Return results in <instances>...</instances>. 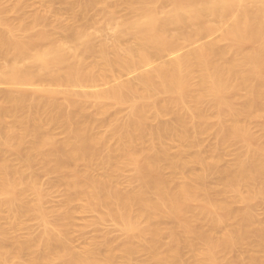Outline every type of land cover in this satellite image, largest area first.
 I'll return each instance as SVG.
<instances>
[{"label":"bare ground","instance_id":"6f19581e","mask_svg":"<svg viewBox=\"0 0 264 264\" xmlns=\"http://www.w3.org/2000/svg\"><path fill=\"white\" fill-rule=\"evenodd\" d=\"M64 1L73 9L78 7L72 12L80 8L82 15L105 5L110 21L107 22L117 25L116 35L112 45H104L100 50L86 43L84 48L77 47L72 52L65 43H60L61 40H55L50 31L34 32L30 21H26V25L20 22L22 26L18 31L17 26L9 23L12 20H0V59H11L10 67L3 66L6 68H3L4 83L31 86L40 83L43 87L22 95L2 91L7 101H4L6 106L0 107V145L10 150L7 155L0 150V264H116L114 247L107 246L108 255L104 258H100L98 247L94 249L95 243L84 251L73 247L70 235L75 228V203H83L79 210L102 213L103 220L113 218L121 222L128 232L135 231L142 220L151 222L155 216L172 210L193 193L194 185L191 183L171 192L163 180L155 176L161 169L160 164L168 159L164 141L187 142L191 122L196 125L195 120L210 114L230 115L232 125L224 141L234 139L245 145L235 165L223 174V193L251 206L258 198L264 199V120L262 135H256L251 129V122L257 115L264 118V0H121V3L81 0L76 5L74 1ZM121 8L129 15L120 23L116 14ZM2 11L0 9V13ZM78 13L73 15L76 24L66 28L69 34L63 37L65 42L83 39L91 42L88 26L84 25L87 20ZM37 16L36 22H39L42 16L35 15V18ZM24 17L21 21H25ZM231 17L234 21L224 30L225 38L232 41L255 39L256 46L240 50L207 43L183 55L176 54L184 45L194 44L197 39L214 33L218 29L214 22L226 24ZM21 31L23 37L18 34ZM93 54L96 61L89 64L86 57ZM70 55L74 56L73 62ZM166 56L170 60L163 61ZM24 62L26 64L21 65ZM138 71L141 72L138 76L135 74V79L92 94L72 90L82 89L87 84L107 85L117 73L127 75ZM62 85L67 89L50 88ZM193 86L198 88V94L188 93ZM228 92L249 96L241 111H223V95ZM60 96L65 103L57 100ZM90 99L96 103L99 118L106 116L113 106L124 105L131 108L129 118L125 123L120 120L107 122L110 125L102 124L95 114L92 121H88L89 116L88 120H78L80 115H86ZM20 112L23 116H18ZM166 116H171L173 122L171 118V123L150 125V121H161ZM96 119L99 125H108L110 133L96 132L99 128L94 124ZM50 125L61 127L65 138L59 140L53 135L48 128ZM155 141L161 143L158 150L152 143ZM11 151L19 156L22 166H17L18 160V164L16 160L15 164L9 161V154L15 155ZM38 162L58 173V183L67 187L62 212L53 227L44 206L46 195L39 176L27 173ZM177 165L172 161L169 166ZM100 166L107 172L96 176L95 171ZM132 166L138 168L141 189L122 191L117 186L118 175ZM29 194L34 195L33 201H28ZM228 200L213 202L218 215L211 218V233L206 236V249L200 264H220L223 253H233L241 245L259 251L250 258L240 253L238 256L242 259L236 256L239 264L243 259L249 264H264V222L258 221L252 213L246 217L242 215L243 221L238 222L234 219L239 216L233 208L236 205L232 204V199V203ZM30 215H34L43 227L39 235L11 238V232L24 229L25 217ZM2 221H7L13 231L1 225ZM224 228L222 236L217 237ZM146 232L155 236L149 247L142 243ZM158 236L159 228L151 224L138 236L129 237V241L121 245L124 251L120 247L117 251L131 254L143 246L159 260L158 264H162L165 255L160 252ZM249 247L243 251H248Z\"/></svg>","mask_w":264,"mask_h":264},{"label":"rangeland","instance_id":"374dc122","mask_svg":"<svg viewBox=\"0 0 264 264\" xmlns=\"http://www.w3.org/2000/svg\"><path fill=\"white\" fill-rule=\"evenodd\" d=\"M73 1H74V5H76L77 1H78L77 4L79 2H82L81 0H71V2ZM115 1L110 0V2L112 3H121V0H115ZM64 2H65L64 0L63 1L62 0H24V1L0 0V5L2 4L1 6L2 8L0 7V9L4 11L6 10L4 15H1L3 14L4 11L0 13V20L4 19L7 22L9 20H12L9 21V23H13V25L17 26L18 31L22 25H26V21L27 22L30 21L29 24L32 23L34 25V29H32L34 32H39L44 29L48 30L53 34L55 40L57 41L61 40L60 43L62 42L65 43L67 48L70 49L71 51L73 49L74 52L76 51L75 48L77 47L84 48L86 43L87 44L89 43L91 46H93L94 50H100V48H102L104 45L113 44L114 37L116 35L115 30L117 25L113 23L109 24L110 21L108 14L105 11L106 10L105 5L103 6L99 5V7L101 6L100 9L97 6L98 8H95L94 11H92L91 9L90 12L89 11L87 12L89 15L87 13L85 15H82L80 8L79 10L77 9L76 12H72L75 11V9L78 7L73 9L69 6V4L67 5L68 2L65 3ZM12 6L13 7L19 6V7L13 8ZM3 7L6 9H3ZM97 9H99L101 12L97 11ZM122 9L123 8H121L120 10L123 12L117 11L116 14L117 22L120 23L123 22L129 15L128 11L124 12V10L126 9L123 10ZM102 11L104 14L102 13ZM77 13L79 14V17L87 20L86 22L88 24L85 21H83V23H86L87 25L86 24L84 25L88 26V28L87 27L86 28H87V32L92 37L91 42L85 41V39H83L84 41L67 40L68 42L67 41L65 42L63 40V37L64 36L66 37L69 34L66 28L68 29V27L71 26L73 27V25L76 24L75 21H73V19H75L73 17ZM35 15H39L40 17L42 16L41 19L46 18L44 22V19L41 21L39 17L40 21L44 22V24L40 23V21L36 22L38 16L35 18ZM106 16L108 17V19ZM22 17L25 18V21H21ZM18 18L20 19L18 20ZM16 20H18L19 22H17ZM233 21L234 18L231 17L226 24H219L217 22H214V24L218 27V29L214 33L206 35L207 37L204 38L201 37L197 39L196 41H194L195 42L194 44L192 42V43H188V45L187 44L184 45L183 47L184 49L182 48L183 50L181 49V51H179L176 54L183 55V53L185 54V52H188L195 48H199L207 43H214L219 48H227L233 46L236 49H240V50H248L256 46L255 39L243 38L238 41H232L230 39L225 38L224 30L228 29L232 25ZM20 22L21 23L24 22V23L19 26ZM34 23H36V25ZM29 24L27 23V25ZM33 25L30 26L33 28ZM33 31H31L30 33L35 34ZM21 33L22 31L18 34L21 35V37H23V33L22 34ZM24 37L26 36L24 35ZM95 56L97 57V54H95ZM169 56L171 58V55ZM169 56L168 57L166 56L165 57L166 59H164L163 61L170 60ZM88 57L89 56L86 57L87 58L86 62L88 61L89 64L92 63L93 61L94 62L96 61V58L93 59L94 54L90 55L89 58ZM2 59H0L1 60L0 75H2L0 76V79H2V81L0 80V92H1L0 95L2 94V96H0L1 97L0 107L6 106L4 102L7 101L6 94L3 95V92L4 93L13 92L16 95H19L21 93L22 94L28 93L32 91V89L34 88L41 89L40 87L42 86L40 85V83L39 84L36 83L35 86L24 85V84L13 85L8 82L4 83L6 81L4 80L3 77V70L10 67L11 59L9 60L6 59L2 60ZM72 59L74 60V56L70 55V60ZM73 60L71 62H73ZM8 61L10 62V64ZM25 62L21 63V65L26 64L28 61L26 63ZM27 64H29V62ZM3 66L6 68H4ZM140 72L141 71H138L136 73L127 74V75H119L117 73L115 75V78L112 81L110 80V82L107 83V85L105 84L103 85L102 83H98V85L95 84L93 86L92 84H87L82 89L75 87L72 88V90L76 91L77 93L92 94L98 92L99 90L102 91L103 89L104 90L108 89L115 84L131 81L135 79ZM262 78H264V69L262 70ZM50 88H54V89L59 88L60 90L67 89L65 85L58 87L52 86ZM188 93L198 94L199 90L198 88L193 86L190 88V90H188ZM3 98L4 100H2ZM57 100L60 103L61 102L65 103V101H63L62 96L58 97ZM247 100H249V96L246 93H242L239 95H234L231 92L225 93L223 95V101L225 103L224 104L225 108L223 111L226 112L230 110L233 113H237L242 110L243 105L246 103ZM95 104L96 103L92 99H90L87 106L86 115L84 117L80 115L78 117V120H82L84 118L85 120H88L86 119V117L88 118L89 116L90 118L88 121L90 120L92 121V119H95L97 117L98 121L100 120L102 124L103 122L104 124H109L110 122L112 123V121L115 120H120V123L121 122L125 123L127 121V118H129L130 115L129 113L131 112V108L129 107V105L113 106L109 110L110 113L109 112H108L109 114L107 113L108 115L106 114V116L104 117L100 116L99 118L96 115L97 109H95ZM189 105H192V103ZM207 106L208 104L206 103L205 107ZM20 114L18 116H23V112H20ZM24 114L26 115V113ZM93 116L95 118H93ZM262 117L263 115L259 114L251 122V129L256 135L263 134L261 125L263 123L264 118ZM171 118H172L171 116H166L161 118V121L158 120L150 121V125L152 127L154 126L156 127L159 122L160 123L170 122ZM97 119L94 123L95 126H97L98 124ZM172 122H173V118H172ZM194 122L196 125H193L192 122L190 124V138L188 139L187 142L181 143L171 139L164 141V144L168 147L167 149L168 159L160 164L161 169L159 172L155 174V176H157L161 181L163 180L166 188L169 189L171 192H177L181 190L184 186L192 183L194 185L193 193L190 196H188V198L177 203L172 210L169 209L163 215L155 216L151 220V222L142 220L139 224V227L133 232H128L121 222H118L113 218H106L103 220L102 213L96 212L94 210L92 211H83L81 209L79 210L78 208H80V206H82L83 203L77 201L74 205L75 206L74 208L76 210L73 219L75 228L72 230L73 232L70 235L72 238L73 247L76 250L84 251L86 249L93 247L94 246L93 244L95 243L94 249H96L97 247L99 248L98 252L100 258H104L105 256L108 255L107 246L116 248L115 249L116 264H158L159 260L156 257H154L149 250H146L143 247V246L145 247L152 246L150 244H152L155 241L154 239L155 236L152 232L144 233L142 238L143 246L137 248L136 251H134L133 253L130 254V253L117 251L119 247L122 250L121 245L127 243L129 241L128 240L129 237L138 236L140 232L146 231L151 224H154L159 228V236L157 239V243L160 247V252L162 253V255H165V259L161 261L162 264H200L201 259L203 258V251L206 249V243H207L206 236L211 233V218L218 215V212L213 206V202H223V201H227L228 199L230 200L232 199L234 203H232V200L231 201L228 200V201L237 206L233 208L235 212L239 214V216H236L234 218L236 220L238 219L237 220L238 222L241 221L240 219H242L243 221V218L246 217V214H251V213L252 215L255 216V218L258 219V221L264 222V199L258 198L257 200L252 202L253 204L251 206V204L245 205L242 202L236 201L232 195L226 197V195L223 193L224 187L223 184L221 183V179L223 177L224 172L228 169H231L235 165L239 155L245 151V145L239 141H236L234 139H230L227 142L224 141L227 138L228 129L232 125V117L230 115L210 114L207 117L195 120ZM102 124H100L101 127L98 124L99 128L95 127L96 128L95 131L100 134H104L107 131L110 133V129L108 125H104L107 126L108 127L107 128V127H103ZM58 127L59 126L56 125L55 126L50 125V127L48 128L52 130L51 133H53V135H55L59 140H63L65 138V133L61 127L59 128ZM113 142L114 141H112L111 143L113 144ZM148 142L150 141L148 140ZM152 143L156 146V150H158L161 147V143L158 141ZM8 148H9L8 146L0 145V150L1 152L5 153V155L9 153V152L7 153V150H10V148L9 149ZM11 153H15V152L11 151ZM6 158L8 157L6 156ZM8 159L10 162L12 161L14 162V160H16L15 162H17L18 160L19 162V156L16 153L15 155L9 154ZM172 161L178 163V165L174 168H171L169 166ZM20 163L22 162H19V165L17 166L23 165V163L21 165ZM40 163L38 162L37 164L33 165V167H31V169H29L27 173L30 174L31 172L39 176V181L43 187L44 194L46 195L44 206L48 211V219L51 223V226L53 227L60 213L62 212L66 198L67 187L62 186L58 183L60 178L58 173L50 171L45 164L42 163L40 164ZM106 172H107L106 168L100 166L96 169L95 175L102 176ZM138 177H139L138 168L136 166L128 167L126 168V170L119 173L118 175L119 183L117 186L122 191H128V190L138 191L141 189V184L139 182ZM29 199L33 201V199H35L34 195L29 194L28 201H30ZM238 210L240 212L246 210L244 211L245 215L244 212L243 213L237 212ZM24 221H25L24 229H21L20 231L19 230L13 231V229L10 227L7 221H2L1 225L7 227L6 229H9L10 232L13 231L11 232V234L9 233L10 234L9 236L13 239L21 238V237L26 238L29 236L35 237L38 236L39 233L42 231L43 227L39 223V221L35 218L34 215L25 217ZM224 230L225 228L220 230L217 234V237H221L222 234L224 233ZM244 246L246 247V245ZM244 246L243 245L238 246L239 249L235 250L237 249L235 248L234 249L235 251L233 250L234 251L233 253L230 252L223 253L220 257L221 260L219 259L221 262L220 264H226V263L230 264L231 262L229 263V261L234 262L231 264H239L238 262L240 260L238 261V259H242L240 258L241 256L240 257L238 256L240 253H242L241 255L247 254L250 258L253 254L258 253L259 251L258 250L257 252H255L257 250L256 248H253L254 249L253 251L251 250L252 247L250 249L248 245L246 248ZM132 247L134 248V246ZM248 247H249L248 251H243ZM250 252L252 254H250ZM236 256L239 258L237 259ZM248 256L246 257L248 258ZM246 257L244 256V258ZM233 260H235L236 262ZM246 261L247 260L245 259L241 260V262H243L242 264L250 263L248 261L247 263ZM252 264H257V263H252Z\"/></svg>","mask_w":264,"mask_h":264}]
</instances>
